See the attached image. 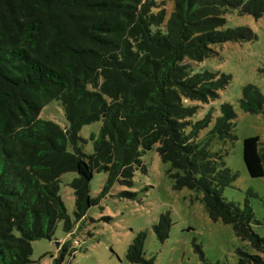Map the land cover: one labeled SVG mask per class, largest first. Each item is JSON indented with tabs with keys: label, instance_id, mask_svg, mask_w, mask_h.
Segmentation results:
<instances>
[{
	"label": "trees",
	"instance_id": "1",
	"mask_svg": "<svg viewBox=\"0 0 264 264\" xmlns=\"http://www.w3.org/2000/svg\"><path fill=\"white\" fill-rule=\"evenodd\" d=\"M232 11L259 19L264 0H0V264L31 263L32 242L51 240L58 223L70 234L95 203L94 174H106L105 193L115 184L131 187L152 150L169 165L173 189L195 193L213 222L231 226L253 249L239 250L237 264H264L251 208L223 198L238 178L224 163L225 146L236 139L234 111L225 103L213 123L210 113L192 123L198 106H188L216 100L230 80L194 72L195 64L216 46L254 38L246 28L224 29ZM242 92L241 110L259 114V91ZM52 101L62 107L64 128L39 119ZM96 122L86 155L79 133ZM242 154L248 175L262 178L260 139L245 138ZM66 173L76 174L74 222L59 196ZM170 226L161 215L153 226L158 242ZM144 238L140 233L128 247L130 263L153 264L144 258ZM68 245L54 264H62Z\"/></svg>",
	"mask_w": 264,
	"mask_h": 264
},
{
	"label": "rangeland",
	"instance_id": "2",
	"mask_svg": "<svg viewBox=\"0 0 264 264\" xmlns=\"http://www.w3.org/2000/svg\"><path fill=\"white\" fill-rule=\"evenodd\" d=\"M224 29L246 28L254 38L242 43H226L216 46L212 57L196 63L194 72L222 73L229 76L228 86L219 97L207 104L191 102L198 106L192 123L208 113L212 123L220 116V106L229 104L236 116V139L225 146V166L238 175L232 187L225 188L223 198L243 208L245 202L253 212L252 230L264 238V176L251 178L245 168L242 143L247 137L257 136L264 148V15L255 19L238 15L235 11L224 16ZM245 86L255 87L262 99L259 114L245 113L239 106ZM39 119L66 127L63 110L58 101L48 103L40 112ZM101 122L84 126L79 137L85 141L83 152L92 153L90 135L97 134ZM205 133L202 132L200 136ZM144 171L136 169L131 187L113 185L105 193L106 174L95 173L90 182V198L95 202L83 220L74 223L71 235L58 223L51 240L32 242L29 264H54L59 247L68 244L62 264H134L126 259L128 247L143 233L144 258H153V264H237L239 250L254 254L247 242L237 238L231 226L213 222L188 189H173L168 176L169 165L163 163L155 150L141 157ZM75 173L60 177L59 196L70 221L74 222V198L70 187ZM132 193L133 198L123 195ZM167 214L170 219L168 238L160 243L153 226L159 217ZM59 244V246L57 245Z\"/></svg>",
	"mask_w": 264,
	"mask_h": 264
}]
</instances>
